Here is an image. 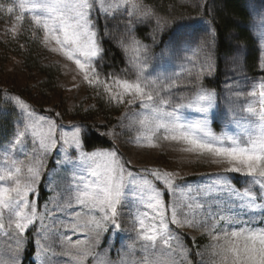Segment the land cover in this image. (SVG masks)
<instances>
[{"label": "snow or ice", "instance_id": "snow-or-ice-1", "mask_svg": "<svg viewBox=\"0 0 264 264\" xmlns=\"http://www.w3.org/2000/svg\"><path fill=\"white\" fill-rule=\"evenodd\" d=\"M121 9L125 10L128 21L126 37L119 40V46L129 57V67L122 74L108 73L102 77L97 62L103 49L93 12L107 20L115 18ZM0 14L9 15L10 19L15 14V23L9 29L13 34L17 25L22 26L27 19L33 38L74 64L83 82L94 88L97 95H103L110 104L125 106L122 121L127 119L129 123H122V127L136 130L134 143L138 147H158L161 140L174 142L181 146L180 152L207 158L221 166L224 173L247 178V186L242 190L221 177L205 188H197V195L192 196L191 187L177 183L178 173L147 168L134 172L115 150L86 152L83 150L85 130L80 125L64 132L54 119L38 115L19 96H6L15 110V119L11 136L0 145V239L6 240L12 251L10 264H21L19 255L30 243L28 233L37 221L40 253L52 252L41 242L48 239V225L44 221L51 213L48 209L43 214L38 212L37 205L45 159L58 145L64 158L57 165L73 163L68 150L74 149L79 160L88 164L91 178L86 182L81 177L67 189L71 193L68 206L74 201L87 215L82 221V213L77 212L71 230L74 233L90 230L96 238L94 245L87 240L72 241L65 235L68 246L61 256L73 264H85L93 256V248L99 245L100 236L109 225L121 227L130 203L129 186L139 190L132 199L144 209L127 213L144 253L140 264H158L151 258L158 246L173 252L179 249L181 260H173L171 264L185 261L192 264L188 260L190 250L182 244V235L170 225L207 234L210 264H264V81L245 91L233 92V102L243 101L244 124L241 126L237 121L239 132L218 135L210 127L209 116L216 105L217 93L203 85V65L194 78L188 71L189 79L183 84L179 82L181 73L149 74L148 46L131 34L134 23L156 16L155 9L144 5L143 0H0ZM261 22L264 25V17ZM156 23L160 28L166 21L156 16ZM261 39L264 41V33ZM211 42L205 46L210 47ZM210 59L206 52L204 60L209 74ZM258 67L264 73V54L258 58ZM180 88L190 91L183 94ZM185 110L199 115L189 118ZM5 113L6 109H0V116ZM29 143L30 152L26 150ZM162 191L176 199L166 202ZM128 247L134 248L135 243ZM52 255L55 257L54 252Z\"/></svg>", "mask_w": 264, "mask_h": 264}, {"label": "rangeland", "instance_id": "rangeland-1", "mask_svg": "<svg viewBox=\"0 0 264 264\" xmlns=\"http://www.w3.org/2000/svg\"><path fill=\"white\" fill-rule=\"evenodd\" d=\"M205 4L206 0H178V8L175 11L171 10L164 15L156 13V16L166 21L160 28L157 27L156 16L142 23L136 22L131 26L132 36L143 45L148 46L150 65L148 72L150 75L173 76L175 73H181L179 82L183 84L189 79L188 71L192 72L194 78L199 73L201 65H203V85L209 90H215L212 81L218 68L216 41L210 23L203 17ZM245 6L250 15L249 30L256 41L260 57L264 54V41L261 39V34L264 33V25L261 22L262 17H264V0H245ZM14 15L10 19L9 15L0 14V33L5 35L4 39L6 42H9L12 48L16 46L15 41L20 42L18 46L22 47L26 41L33 38L27 19H25L22 26L17 25L15 34L9 31L13 23H15ZM93 17L96 19L98 31L100 30L98 23L106 22L103 27L107 26L108 37L110 36V39L122 51L125 62V66L118 74L124 73L125 69L129 67V57L119 46V40L126 37L128 17L125 10L121 9L115 18L109 17L107 20L103 15H98L95 11L93 12ZM141 28L147 30L145 38H141L138 34ZM165 36L167 37L165 38ZM163 38H165L164 41H162ZM209 41H212L211 45L210 47H206L205 45ZM232 44L230 53L222 58L221 92L217 93L215 90L217 101L209 114L210 127L218 135L223 132H229V134L239 132L240 128L237 126V121H239L241 126L244 124L243 101L233 102V92L245 91L251 88L254 83L264 81V73L261 72L259 67L257 68L258 75H251L246 70L244 65L246 51L244 47L237 43ZM159 46L162 47L156 55L154 51ZM41 47L38 62L42 65H54L58 68L56 85H54L50 92H43L44 94L41 96L36 95L38 91L36 87L40 88L43 84L42 75L35 72H26L17 59V53L9 52L10 54L4 57L3 74L0 73V109H6V113L3 116L10 117L11 129L6 139L3 135L2 141L5 140L1 145L11 136L13 121L15 119V110L10 106L9 101L5 99L6 96H19L38 115H45L54 119L59 126V130L64 132H71L73 125H80L82 129L86 130V125L80 123V121L83 120L85 123L90 122L92 116L96 114L93 112H96L97 108L100 109L98 104L101 103L104 111L109 116L108 121L113 122L114 117L120 119L119 124L113 125L114 129L112 132L116 135L110 136L115 146L112 150L117 151L120 158L127 163L128 168L134 172H141V170L147 168L178 173L179 178L177 179V183L185 188L191 187L193 189L192 196L197 195L195 191L197 188H205L212 184L214 180L221 177L229 179L238 189L242 190L247 186L246 177L236 173H224L221 166L212 164L207 158H198L194 155L180 152L179 148L181 146L174 142L161 140L158 147H138L134 143V137L137 134L136 130L122 127V123L123 125L129 123L127 119L122 121L123 113L126 111L125 106L110 104L103 95H97L94 88L83 82L74 64L67 61L58 53L49 51L42 44ZM206 52L211 57L208 62L212 66L210 74L207 63L204 60ZM97 67L102 77L109 73L104 70L103 64L99 60ZM189 91L186 88L179 89V92L183 94H188ZM73 109H79V113L76 114L72 111ZM89 109L92 111H88ZM185 115L189 118H197L199 114L185 110ZM31 147L29 143L26 150L30 152ZM60 147L61 145H58L45 159L37 205L38 212L43 214L48 209L51 213V215H46L44 221L46 225H49L48 239L41 242L47 244L52 249V252L47 254L40 253V245L37 243L40 239L37 235L40 222L37 221L35 227L32 228L35 230L37 249V255L31 261L34 264H73L69 258L61 256V253L68 246L65 241V235L71 237L72 241L79 239L87 240L94 245L96 243L95 235L90 230H86L84 233L79 232L77 237L74 234H70V225L76 221L70 223L63 218V208L69 207L68 200L71 195L67 189L78 183L79 179L83 176L86 182L91 178L88 172V164L79 160L78 154L74 149L68 150L73 163L57 165V161H62L64 158ZM20 158L23 157L21 156ZM79 172L80 174H78ZM73 176L76 177V180H73ZM149 178L151 179V177ZM138 191L137 188L129 186L128 196L130 203L129 208L125 210L126 217L124 215L121 219V227L116 229L112 225L108 226V230L100 236L99 245L93 248V256L86 259L85 264H101V262L103 264H140L144 253L141 250V242L136 241V233L132 225L131 216L127 214L129 212L134 214L140 208L136 200L132 199L134 195L138 194ZM162 196L169 203L176 199V196L164 191H162ZM72 206L76 207L74 201L72 202ZM140 210L143 211L144 209L140 208ZM76 212H79V210L75 211L73 209L72 213L74 214H70V216H76ZM80 219L82 221L86 220L87 215L81 214ZM221 226L223 227V225ZM170 227L180 233L182 238L185 236L191 240L196 250V255L197 253L201 254L197 255L198 264H210L211 249L208 247L210 237L207 234H203L202 230L188 227L178 229L175 225H170ZM133 243H135V247L130 249L128 246ZM182 244L186 248L183 239ZM53 252L55 253V257L52 255ZM154 252L155 255L151 258L156 259L158 264H171V261H179L182 258L179 249L173 252L171 249L158 246ZM11 255L12 251L7 241L0 239V264H5V262L10 264L9 257ZM21 255L22 252L19 255V260L21 259ZM188 260H190L189 256ZM184 264H187V261Z\"/></svg>", "mask_w": 264, "mask_h": 264}, {"label": "trees", "instance_id": "trees-1", "mask_svg": "<svg viewBox=\"0 0 264 264\" xmlns=\"http://www.w3.org/2000/svg\"><path fill=\"white\" fill-rule=\"evenodd\" d=\"M143 4L155 9L159 15L169 13L171 10L178 8V0H143ZM203 17L210 23L211 28L214 31L216 41V58L218 60L217 72L212 81L213 88L217 93L221 92V64L222 58L228 55L231 51L232 43L242 45L246 51L244 57V65L246 70L251 75H258V58L259 52L256 41L254 40L250 30V15L245 6V0H206V4L203 11ZM104 23L99 22V39L103 49L102 58L99 62L103 64L105 71L109 73H116L122 71L125 66L122 51L115 45V43L108 37L107 26L104 28ZM181 23V22H180ZM105 31V32H104ZM145 28H141L138 32L141 38H145ZM106 33V34H105ZM167 36H165L166 38ZM5 35L0 33V73L3 74L4 57L10 53H17V59L20 61L22 68L29 73H39L43 77V84L36 87V95H42L43 92H50L54 85H56V78L58 76V68L54 65H42L38 62L40 58L41 43L38 39L31 38L25 42V45L18 46L20 42H16L15 48L10 47L9 42L4 39ZM162 41H164V39ZM6 42V45H5ZM162 46H159L154 53L160 51ZM10 52V53H9ZM1 93V92H0ZM1 99V98H0ZM96 113L88 121L81 120L80 123L86 125L84 135V151L91 152L94 150H112L114 144L110 139V136L105 133L112 132L113 125L118 123L120 119L113 118V122L108 121V114L104 111L101 103L98 104ZM99 109V110H98ZM40 111V110H39ZM76 114L79 113V109H73ZM88 111H92L89 109ZM42 112H44L42 110ZM11 129V119L9 116H0V145L7 138V135ZM4 133V134H3ZM3 135L5 139L2 141ZM30 243L25 245V249L22 254L21 264H33L31 258L36 254L35 248V230H31L29 233ZM185 247L190 250V261L192 264H198V257L196 250L190 239L185 236L182 238Z\"/></svg>", "mask_w": 264, "mask_h": 264}, {"label": "bare ground", "instance_id": "bare-ground-1", "mask_svg": "<svg viewBox=\"0 0 264 264\" xmlns=\"http://www.w3.org/2000/svg\"><path fill=\"white\" fill-rule=\"evenodd\" d=\"M78 174H80V172L78 173ZM81 176V175H80ZM80 176H78V177H80ZM83 178H84V176H83ZM89 179V178H88ZM74 205V204H73ZM55 206V205H54ZM79 210V212H81L82 213V215H85L86 214V211L85 210H82L80 207H78V206H71V207H67V208H63V218H65L68 222H73V221H76L75 220V218H76V216L75 215H71L70 216V214H74V213H72V210ZM77 213V212H76ZM125 217H126V215H125ZM65 221V220H64ZM66 223V222H65ZM133 225V224H132ZM49 226V225H48ZM59 227V226H58ZM60 230V229H59ZM127 232V231H126ZM125 232V234H127ZM68 233V232H67ZM69 233L70 234H74V235H76V237L79 235V232H76V233H74L72 230H69Z\"/></svg>", "mask_w": 264, "mask_h": 264}]
</instances>
